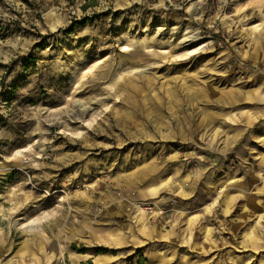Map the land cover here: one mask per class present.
<instances>
[{
  "label": "rangeland",
  "instance_id": "374dc122",
  "mask_svg": "<svg viewBox=\"0 0 264 264\" xmlns=\"http://www.w3.org/2000/svg\"><path fill=\"white\" fill-rule=\"evenodd\" d=\"M96 258L264 264V0H0V264Z\"/></svg>",
  "mask_w": 264,
  "mask_h": 264
},
{
  "label": "crops",
  "instance_id": "0c3cea01",
  "mask_svg": "<svg viewBox=\"0 0 264 264\" xmlns=\"http://www.w3.org/2000/svg\"><path fill=\"white\" fill-rule=\"evenodd\" d=\"M95 262H98L97 264H101L102 260H101V259H99V258H96V259H95ZM105 262H106V261H104V263H103V264H105ZM95 264H96V263H95ZM151 264H155V262H154V261H152V262H151ZM163 264H164V263H163Z\"/></svg>",
  "mask_w": 264,
  "mask_h": 264
},
{
  "label": "built area",
  "instance_id": "2783aa9c",
  "mask_svg": "<svg viewBox=\"0 0 264 264\" xmlns=\"http://www.w3.org/2000/svg\"><path fill=\"white\" fill-rule=\"evenodd\" d=\"M140 210H141V211H150V212H151V208H150V207H146V208H143V207H142Z\"/></svg>",
  "mask_w": 264,
  "mask_h": 264
},
{
  "label": "bare ground",
  "instance_id": "6f19581e",
  "mask_svg": "<svg viewBox=\"0 0 264 264\" xmlns=\"http://www.w3.org/2000/svg\"><path fill=\"white\" fill-rule=\"evenodd\" d=\"M189 41H191V40H189ZM256 195H257V194H256ZM138 209H140V207H139Z\"/></svg>",
  "mask_w": 264,
  "mask_h": 264
}]
</instances>
